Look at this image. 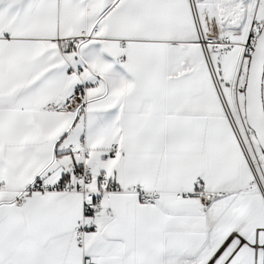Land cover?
Here are the masks:
<instances>
[{
  "label": "snow or ice",
  "instance_id": "snow-or-ice-1",
  "mask_svg": "<svg viewBox=\"0 0 264 264\" xmlns=\"http://www.w3.org/2000/svg\"><path fill=\"white\" fill-rule=\"evenodd\" d=\"M0 264H264V0H0Z\"/></svg>",
  "mask_w": 264,
  "mask_h": 264
}]
</instances>
